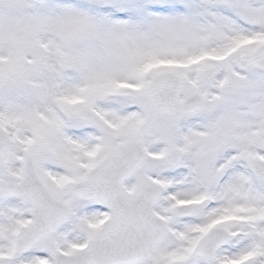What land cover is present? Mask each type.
I'll return each instance as SVG.
<instances>
[{
  "label": "rangeland",
  "instance_id": "obj_1",
  "mask_svg": "<svg viewBox=\"0 0 264 264\" xmlns=\"http://www.w3.org/2000/svg\"><path fill=\"white\" fill-rule=\"evenodd\" d=\"M249 38L258 41L219 60ZM263 39L264 0H0V129L10 141L5 164L19 176L23 159L35 155L47 189L71 208L69 224L14 255L11 233L31 210L14 199L0 202V264H50L96 235L110 210L68 196L69 180L77 182L86 167L95 169L131 143H141L149 158L123 195L133 199L143 186L156 187L162 197L154 211L166 226L155 254L134 264L170 257L175 264H236L250 256L249 264H264V180L256 182L252 173L255 165L264 169V73L250 64ZM201 55L220 64L189 67ZM158 61L187 64L179 71L153 67L146 78L136 74ZM229 70L238 76L234 89L224 87ZM164 72L180 79V102L198 94L206 107L189 117L156 116L148 89ZM120 82L144 88L118 91ZM77 99L83 104L69 105ZM84 112L94 125L82 119ZM156 155L163 159H152ZM202 194L210 197L203 207L177 217L173 205ZM230 215L243 224L225 227L230 241L213 263L185 256L210 222Z\"/></svg>",
  "mask_w": 264,
  "mask_h": 264
},
{
  "label": "water",
  "instance_id": "obj_2",
  "mask_svg": "<svg viewBox=\"0 0 264 264\" xmlns=\"http://www.w3.org/2000/svg\"><path fill=\"white\" fill-rule=\"evenodd\" d=\"M253 66L264 71V49L252 60ZM233 83V82H232ZM179 86V85H178ZM180 91V87L174 91V101L176 102L177 95ZM153 96L155 101L153 108L155 112L162 115H171L176 113V105L167 102V97L164 99L159 92L156 94L155 87L153 88ZM196 106L195 110L200 109V106ZM127 151V152H126ZM126 151H121L113 155L102 168L97 170L88 182L92 181L91 185L96 186L95 192L92 194L87 193L86 186L88 182L81 184L74 192L77 197L81 199H102L106 200L114 209L115 213L119 212V209H126L129 212H141L147 211L152 213L153 205L156 201V194L145 190L142 196L130 205L125 204L121 195L122 184L132 175L138 173L145 162V158L139 151L138 147H132ZM7 152V141L0 133V200H7L10 197H18L25 204L33 207V213L36 219L35 227L30 231L34 232L35 228L39 225L43 214L42 223H46L52 217V207L48 208V203L53 204L48 194L42 188V185L38 181L35 168L32 163H28L24 166L23 177L21 179L12 178L9 176L8 171L3 166L4 156ZM3 179L9 180L8 184L3 183ZM22 181L21 185H17L16 182ZM118 205V206H115ZM47 207V208H46ZM46 208V209H45ZM54 208V206H53ZM45 209V213L43 210ZM65 218L53 223L48 229L41 231L38 235L34 236L30 242L25 244L18 250L21 252L26 251L33 244L41 242L45 237L49 236L57 227H59ZM158 240L155 246L159 243ZM154 246V247H155Z\"/></svg>",
  "mask_w": 264,
  "mask_h": 264
}]
</instances>
